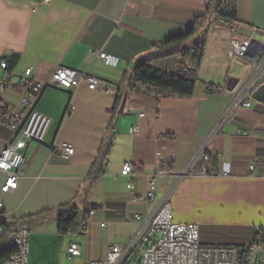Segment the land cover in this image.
<instances>
[{"label":"crops","instance_id":"0c3cea01","mask_svg":"<svg viewBox=\"0 0 264 264\" xmlns=\"http://www.w3.org/2000/svg\"><path fill=\"white\" fill-rule=\"evenodd\" d=\"M209 1L0 0V62L10 67L11 57L19 56L0 97V152L14 138L10 121L23 93L17 75L28 67L39 81L63 65L106 85L89 90L82 84L73 91L75 108L69 113L72 91L45 89L35 104L50 118L44 143L27 142L16 190L1 192L5 174L0 171L9 233L21 226L30 230L29 264H88L103 260L114 244L127 245L139 229L134 216L155 211L173 186V174L224 116L233 92L249 75L244 66L250 65L229 58V43L233 38L264 42V0H237L239 22L204 26L207 45L193 96L124 94L127 77L153 46L186 34L194 19L207 13ZM212 24L219 26L213 35ZM100 52L115 63H105ZM209 85L221 86L222 94L207 95ZM54 143L72 145L73 156H62ZM209 150L218 171L233 175L182 179L171 193L173 222L229 228L243 236L251 231L248 242L235 244L249 245L254 227H264V103L253 99L251 107L231 110ZM128 163L134 171L122 175ZM250 165L258 176H248ZM158 173L155 197L145 199L149 179ZM84 205L89 209L85 229L64 234L60 215L74 208L82 213ZM71 242L82 249L73 259Z\"/></svg>","mask_w":264,"mask_h":264},{"label":"built area","instance_id":"2783aa9c","mask_svg":"<svg viewBox=\"0 0 264 264\" xmlns=\"http://www.w3.org/2000/svg\"><path fill=\"white\" fill-rule=\"evenodd\" d=\"M49 3L51 0H44ZM229 58H238L250 64V72L246 80L233 92L231 104L224 116L216 124L208 136L198 145L184 167L173 174L174 183L158 204L154 212L134 216L139 225L136 234L127 245H112L103 260L91 261L88 264H125L133 252L137 253L139 264H264V227L258 226L254 238L249 245L212 246L200 242V226L196 223L178 224L173 222L170 198L173 187L182 179L191 176L230 177L231 171H218L214 165L216 156L209 150L213 135L219 130L229 112L237 107H251L254 92L264 83V42L250 38H233L228 48ZM98 57L107 64H114L115 59L106 52ZM0 97L7 91L12 71L6 60L0 62ZM18 86L23 93L20 95V108L13 112L10 128L14 138L0 152V171L5 174L1 187L3 194L17 189L25 164V148L27 142L44 143L50 118L35 109V104L42 92L47 88L72 91V99L68 113L75 108L74 92L82 84L89 90L105 88L103 81L70 67L59 65L46 81H39L34 76L32 67H28L19 75ZM137 127L134 128V132ZM54 150L62 156L70 158L74 147L68 143H54ZM133 165L126 164L122 175H130ZM158 173L149 179V189L145 199H152L156 192ZM248 176L256 177L255 165H250ZM133 187L130 182L128 185ZM10 213L0 200V249H10L9 258H0V264H29L30 230L18 227L9 233ZM85 225V224H84ZM81 246L71 242L68 246L69 259L81 254Z\"/></svg>","mask_w":264,"mask_h":264},{"label":"trees","instance_id":"16d2710c","mask_svg":"<svg viewBox=\"0 0 264 264\" xmlns=\"http://www.w3.org/2000/svg\"><path fill=\"white\" fill-rule=\"evenodd\" d=\"M213 21L226 24L239 22L237 0H210L207 13L196 17L186 34L156 43L153 53L139 62L127 77V92L124 94L137 92L155 99L193 96L207 45L208 30L204 26ZM197 34V39L192 41ZM18 58V55L11 57L10 67ZM222 92V87L218 85H209L206 91L209 96L220 95ZM119 101L120 97L116 104ZM88 212L85 205L82 213L77 208L64 211L59 217L60 230L70 235L84 230ZM5 255L0 252V258Z\"/></svg>","mask_w":264,"mask_h":264},{"label":"rangeland","instance_id":"374dc122","mask_svg":"<svg viewBox=\"0 0 264 264\" xmlns=\"http://www.w3.org/2000/svg\"><path fill=\"white\" fill-rule=\"evenodd\" d=\"M216 24H212L210 26L211 35L214 32H217L218 29ZM224 27V26H221ZM198 34L192 39L196 40ZM250 65L246 64L244 66L245 73L250 72ZM225 206L221 207V211H224ZM229 211L233 210L232 207H228ZM250 232V233H249ZM248 232V235L243 236L242 234H238L234 229H227V228H209V226H200V242L204 245H212V246H221V245H235L248 242L251 238L252 234L251 231ZM125 264H139V260L137 257V253L133 252Z\"/></svg>","mask_w":264,"mask_h":264},{"label":"water","instance_id":"95a60500","mask_svg":"<svg viewBox=\"0 0 264 264\" xmlns=\"http://www.w3.org/2000/svg\"><path fill=\"white\" fill-rule=\"evenodd\" d=\"M253 99L264 103V83L254 92Z\"/></svg>","mask_w":264,"mask_h":264},{"label":"bare ground","instance_id":"6f19581e","mask_svg":"<svg viewBox=\"0 0 264 264\" xmlns=\"http://www.w3.org/2000/svg\"><path fill=\"white\" fill-rule=\"evenodd\" d=\"M0 252L4 253V254L6 253V255L3 258H9L10 257V249H0Z\"/></svg>","mask_w":264,"mask_h":264}]
</instances>
